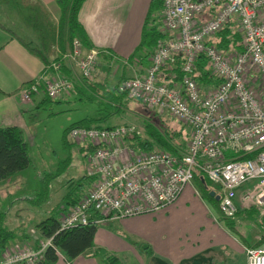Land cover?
<instances>
[{"label": "built area", "instance_id": "2783aa9c", "mask_svg": "<svg viewBox=\"0 0 264 264\" xmlns=\"http://www.w3.org/2000/svg\"><path fill=\"white\" fill-rule=\"evenodd\" d=\"M207 11L212 16L201 18ZM160 14L161 30L171 36L158 41L142 74L123 79L118 90L186 126V151L137 149L128 138L139 131L128 124L71 127L67 137L88 151L86 176L92 185L77 203L63 208L60 231L159 212L193 183L195 171L216 187L220 215L233 221L239 208L253 207L264 217V0H163ZM232 18L239 25L240 50L222 53L207 42ZM175 53L185 56L183 83L169 87L157 74ZM201 54L219 80L206 90L192 77ZM100 62V52L76 38L71 50L51 63L48 75L24 86L21 96L29 101L43 90L51 100L67 98L75 83L63 66L77 81H88ZM48 247L62 255L52 237H44L33 246L8 245L0 264L42 263ZM244 252L246 264H264V246Z\"/></svg>", "mask_w": 264, "mask_h": 264}, {"label": "crops", "instance_id": "0c3cea01", "mask_svg": "<svg viewBox=\"0 0 264 264\" xmlns=\"http://www.w3.org/2000/svg\"><path fill=\"white\" fill-rule=\"evenodd\" d=\"M40 1L57 19L59 8L56 0ZM150 1L85 0L79 10V21L94 48L105 47L119 58H128L139 44ZM7 22L10 24L5 25ZM0 24L25 40L36 41L34 33L23 25L14 9L7 5L0 9ZM116 56L112 60H117ZM149 64L150 59L141 64L123 59L115 67H108L116 70H110L111 87H106L107 82H102L94 83L89 88L85 85L88 82L77 81L80 86L75 87L74 93L77 94L76 97H83L85 90L93 91L97 87L119 88L123 79L142 74ZM101 66L99 63V67ZM62 71L66 75L69 72L72 75L68 65ZM47 75L41 61L12 36L10 31L0 27V128L17 126L21 130L30 105L36 104V99L37 105L43 104L41 101L45 94L40 90L31 100L25 101L22 100L21 93L15 90L22 88L28 81ZM13 91L15 92L11 93ZM131 105L128 112L134 113ZM190 202L193 206L187 208L186 203ZM214 208L216 216L210 213L204 199L188 195L184 200L180 201L179 198L158 213L118 219V233L97 230L95 248L78 255L72 260V264H109L107 260L110 256H116L122 264H246L244 250L250 247V243L260 239V229L255 230L250 225V214L239 216L241 210H238L235 220H231L234 233L230 232L221 221L218 209ZM187 211L191 213L190 216L186 215ZM246 220L250 222L244 223L242 233L239 228L242 221ZM99 233L101 238L98 237ZM28 234L30 235L29 232ZM41 238L32 241L31 238L18 236L9 245L29 244L31 241V245H36ZM54 264L68 263L63 255H59Z\"/></svg>", "mask_w": 264, "mask_h": 264}, {"label": "trees", "instance_id": "16d2710c", "mask_svg": "<svg viewBox=\"0 0 264 264\" xmlns=\"http://www.w3.org/2000/svg\"><path fill=\"white\" fill-rule=\"evenodd\" d=\"M85 0H56V4L59 8V17L55 20L52 13L43 5L40 0H0L1 5H11L15 10L17 16L23 25L31 30L36 38L35 42L27 41L17 35L14 31L5 28L2 24L0 27L10 31L12 36L16 39L35 57H37L44 66L45 71L50 69L51 63L56 60L61 54L71 50L73 40L78 38L84 47L91 48L92 45L87 37V34L79 21V10ZM163 8V0H151L149 9L147 11L144 26L141 32V38L134 53L130 55L126 61L133 64H141L153 54L158 41H165L169 38L170 33L161 30L162 19L161 10ZM212 16L211 11L204 13L201 18H208ZM241 34L239 31V25L236 19L232 18L227 22L220 31L211 36L208 39V44L214 45L222 53L234 50H240L238 42L240 41ZM112 58L114 56L110 54ZM185 62V56L183 54H172L170 59L167 60L160 68L157 74V81L165 84L169 87L181 86L183 83L182 67ZM65 68V66H63ZM192 77L202 87L203 90L215 86L219 80H217L212 74L209 61L203 54L198 55L194 62V68ZM75 83V87L80 86L77 84V80L69 74L67 75ZM34 80L28 81L23 85H29ZM84 81V80H83ZM88 82V81H84ZM83 83V82H82ZM86 87L89 84L85 83ZM108 87V86H106ZM42 89V86L40 87ZM85 89V88H83ZM82 89V90H83ZM103 93L100 97L107 101V107L113 109L108 111V115L104 118H86L75 124H72L63 131L62 141L64 146L69 142L66 139L67 131L73 126H86L97 128H109L116 125L103 126V121L108 116L113 114H123L124 110L130 108V104L139 106L142 117H146L141 120V131L139 135L134 134L128 138L129 142L137 149L149 150L157 147L163 149L173 155H180L184 153L187 148L188 129L183 124L176 121L168 113H159L154 109H150L137 99H130L127 93L119 91L117 87H113L111 90L102 89ZM17 91V90H15ZM15 91L11 92L14 93ZM81 92V90H77ZM93 93H97V90L93 89ZM2 92H0L1 94ZM84 94V92H83ZM52 100L44 96L41 103L46 104ZM129 107V108H127ZM131 109V108H130ZM174 121V122H173ZM84 149V148H82ZM30 163V158L27 150V144L24 140L22 131L17 126H9L0 128V181L4 180L18 171L25 169ZM60 171V167L57 172ZM87 176L80 179L74 186L63 196V203L68 208L81 198L82 194L86 191L83 190V180ZM193 183L199 190L200 195L210 205L218 209L219 201L213 196H210V191H214L218 195V191L209 180L201 172H194ZM78 190L79 194L74 195V191ZM241 214H250L252 219H255L257 211L252 208L240 209ZM220 215V214H219ZM223 221L226 228L233 232L231 219L219 216ZM5 213L0 212V258L5 249L12 240H15L18 236L28 237V234L22 233L19 235L13 230L7 228L4 225ZM263 225L261 226L260 239L250 246H261L264 244V217ZM96 223L89 222L86 225H78L73 228L59 230V217L50 215L44 220L40 221L36 226L40 229L43 237H52L54 246L61 252L63 259L72 264L73 259L78 255L89 252L93 247L94 236L97 228ZM234 233V232H233ZM249 247V246H248ZM58 255L55 253L52 247H48L44 252V259L42 264H54ZM109 264H122L116 256H110L107 260Z\"/></svg>", "mask_w": 264, "mask_h": 264}, {"label": "rangeland", "instance_id": "374dc122", "mask_svg": "<svg viewBox=\"0 0 264 264\" xmlns=\"http://www.w3.org/2000/svg\"><path fill=\"white\" fill-rule=\"evenodd\" d=\"M3 6L5 5L0 4V9H2ZM7 6L13 8L10 4ZM7 23L8 24L5 25L10 24V22ZM93 49L100 52V63L102 66L96 67L88 83L91 85L90 87H93L94 83L107 82V86L111 87L110 70L116 72L113 68L121 63L123 59L126 60L127 58H119L105 47L98 46V48L93 47ZM110 54L118 57L117 60H112ZM66 65L67 64H65V66ZM110 65L114 67L109 69L108 67ZM24 86H22V88ZM22 88L20 87L17 90L19 94ZM106 89L111 90L110 88ZM96 90L97 93L85 90L83 97H76L77 94L72 92L69 98L54 99L44 105H37L38 100L36 99V104L30 105L25 124L21 127L24 140L27 144L30 163L25 169L0 181V212L5 213L4 225L7 228L19 235L24 232L28 234L29 232L30 235L28 234V239L31 238L32 241H34L35 239H40L42 236L40 229L36 226L40 221L50 215H55L56 217L62 215L64 211L63 208L66 206L62 200L63 196L74 184L86 176V167L88 164L86 158V155H88L87 149H82L72 143L67 135L66 139L69 144L64 146L62 141L63 131L72 124L86 118H104L108 115V111L113 110L107 107V101H104L100 97L103 90L98 87ZM32 96L34 95H31V98ZM131 106H133L134 113L128 112L129 109H126L123 114L116 113L108 116L102 124H128L134 126L136 130L139 131V134L142 133L140 126L141 120L146 117L139 116L142 112L140 113L138 104ZM174 123L177 124L176 121ZM59 167L60 171L57 172ZM82 182L83 190L86 191L91 188L92 182L89 178H85ZM193 185L194 183L186 185L179 197L180 201L184 200L188 195L203 199L199 190ZM78 194L79 191L75 190L74 195ZM204 202L208 205L211 211L210 213L215 215V208L206 202L205 199ZM191 205L193 206L191 202L186 203L187 208H190ZM250 208L256 210L253 207ZM186 215L190 216L191 213L187 211ZM247 222L250 221H242V225L239 228L242 233L244 223ZM250 225L253 226V229H260L261 231L263 219L258 213L255 219H252ZM119 228L120 225L118 221L109 220L105 223L98 224L96 231L103 229L108 232L118 233L117 231ZM98 237L101 238L100 233ZM32 241L29 245L32 244ZM93 244L92 249L95 248V241Z\"/></svg>", "mask_w": 264, "mask_h": 264}, {"label": "water", "instance_id": "95a60500", "mask_svg": "<svg viewBox=\"0 0 264 264\" xmlns=\"http://www.w3.org/2000/svg\"><path fill=\"white\" fill-rule=\"evenodd\" d=\"M210 196H213L216 199V201L219 200V195H216L214 191H210ZM39 264H41V263H39Z\"/></svg>", "mask_w": 264, "mask_h": 264}]
</instances>
